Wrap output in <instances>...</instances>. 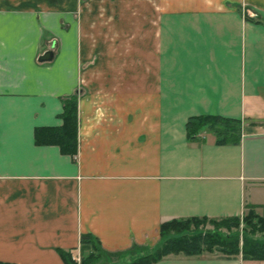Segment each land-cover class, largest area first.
Returning a JSON list of instances; mask_svg holds the SVG:
<instances>
[{"label":"crops","instance_id":"obj_1","mask_svg":"<svg viewBox=\"0 0 264 264\" xmlns=\"http://www.w3.org/2000/svg\"><path fill=\"white\" fill-rule=\"evenodd\" d=\"M91 7L116 15L117 0H0V262L65 264L58 249L80 255L83 233L111 252L151 251L165 221L242 217L248 204L264 216V0H141L137 59L133 37L112 32L134 23H87ZM91 25L110 31L93 60ZM76 92V155L35 144ZM197 115L241 120L240 143L209 130L189 141ZM153 264L264 260L215 251Z\"/></svg>","mask_w":264,"mask_h":264},{"label":"trees","instance_id":"obj_2","mask_svg":"<svg viewBox=\"0 0 264 264\" xmlns=\"http://www.w3.org/2000/svg\"><path fill=\"white\" fill-rule=\"evenodd\" d=\"M59 117L62 119L60 126L35 128V144L56 145L63 154L73 157L78 150L77 92L63 100V110ZM204 130L214 134L217 144H238L242 136V121L217 115H197L188 118L186 134L189 141H203L200 134ZM245 208L242 217H225L219 220L189 217L165 221L159 227L161 240L151 251L138 252L135 246L133 253L111 252L102 246L95 235L83 233L79 240L80 261L73 255L71 249H58V253L65 264H111L113 257L119 259L128 257L116 264H153L170 254L195 256L215 251L226 257L242 254L243 258L264 260V235L255 236L256 232L264 234V216L256 212L254 205L248 204ZM241 221L244 223L241 245L238 233L225 234L218 231L223 225L239 227ZM200 222L213 223L215 229L189 233V226L193 223L198 225ZM0 264L9 263L0 262Z\"/></svg>","mask_w":264,"mask_h":264},{"label":"rangeland","instance_id":"obj_3","mask_svg":"<svg viewBox=\"0 0 264 264\" xmlns=\"http://www.w3.org/2000/svg\"><path fill=\"white\" fill-rule=\"evenodd\" d=\"M134 6L133 12L130 13L129 10L131 9V7ZM131 6V2L130 0H117V13L116 15H110V14H105V13H101V14H94L92 11V7L89 11H87L86 16H85V21L88 23H103V22H109V21H115L118 23H129V22H133L134 24V29L130 30V29H121L118 27V29L116 30H112V32L115 34V36L121 38V37H125L124 33L127 32L128 35L127 36H131L134 39V55H135V59H137V56L140 55V50H141V21H142V13H141V0H134V5ZM115 17V18H113ZM92 26V25H91ZM105 32H110V31H103V30H96L93 28L87 29L86 30V39L87 42L89 43V48H90V54H91V58L93 60V55H94V38L95 37H99L100 34L102 36H104ZM123 33V34H122ZM114 36V37H115ZM140 59V57L138 58ZM92 67H93V63H86V65L84 66V70L86 69L87 74H89V72H92ZM87 80H90L88 83H92L93 78H86ZM243 225L244 223H242V221L240 222L239 227L236 226H227V225H223L222 227H219L218 231L221 233H225V234H236L238 233L240 235V245L242 244V236H243ZM189 233L195 232V231H202V232H207V231H212L215 229V225L213 223L210 222H200L198 225H195V223L191 224L189 226ZM249 231V230H248ZM264 234H262V232H256L255 236H262ZM128 258V257H127ZM125 259H119L117 257H113L112 263L116 264V263H120ZM111 263V264H112ZM101 264H105V263H101Z\"/></svg>","mask_w":264,"mask_h":264},{"label":"water","instance_id":"obj_4","mask_svg":"<svg viewBox=\"0 0 264 264\" xmlns=\"http://www.w3.org/2000/svg\"><path fill=\"white\" fill-rule=\"evenodd\" d=\"M53 57H54L53 51L49 50L39 57V61L41 62L50 61L53 59Z\"/></svg>","mask_w":264,"mask_h":264},{"label":"built area","instance_id":"obj_5","mask_svg":"<svg viewBox=\"0 0 264 264\" xmlns=\"http://www.w3.org/2000/svg\"><path fill=\"white\" fill-rule=\"evenodd\" d=\"M77 260L80 261V255L77 256Z\"/></svg>","mask_w":264,"mask_h":264}]
</instances>
